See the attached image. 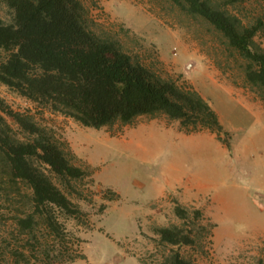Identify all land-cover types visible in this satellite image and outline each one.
Returning <instances> with one entry per match:
<instances>
[{"label":"rangeland","instance_id":"rangeland-1","mask_svg":"<svg viewBox=\"0 0 264 264\" xmlns=\"http://www.w3.org/2000/svg\"><path fill=\"white\" fill-rule=\"evenodd\" d=\"M80 1L90 33L156 76L196 90L218 115L230 148L208 131L185 134L164 114L85 127L0 83V100L30 114L72 164L91 174L72 182L77 193L70 194L42 165L82 211L77 220L53 205L44 209L59 235L36 212L25 183L1 181L0 264H159L173 251L195 264H264V100L245 82L247 61L209 22L169 0ZM205 1L245 26L258 25L255 41L264 48V0ZM0 18L12 23L1 1ZM66 44L95 47L88 36ZM7 56L0 48V63ZM178 204L189 219L176 217ZM172 226L194 232V243H162L157 229Z\"/></svg>","mask_w":264,"mask_h":264},{"label":"trees","instance_id":"trees-1","mask_svg":"<svg viewBox=\"0 0 264 264\" xmlns=\"http://www.w3.org/2000/svg\"><path fill=\"white\" fill-rule=\"evenodd\" d=\"M0 1L12 14L10 24L0 18V48L8 53L0 63L3 85L85 127L126 125L140 116L164 114L179 121L185 134L208 131L230 148L221 138L224 128L218 115L196 90L182 89L156 76L113 42L90 33L80 0ZM169 1L202 17L225 37L247 61L246 84L264 100V48L255 41L258 25L245 26L237 16L205 0ZM242 1L227 0L229 4ZM77 36L90 37L94 49L86 51L66 44ZM7 118L16 123L19 132ZM42 165L70 194L77 193L72 182L91 177L87 170L70 162L30 114L16 112L0 100V182L8 181L11 187L25 183L32 191L36 212L45 217L48 229L59 235L57 220L44 209L53 205L77 220L82 211L51 181ZM174 212L180 220L189 219L190 210L179 204ZM193 213L202 217L200 210ZM157 234L162 243L171 245H192L195 241L194 232L179 226L159 228ZM159 264L195 263L173 251Z\"/></svg>","mask_w":264,"mask_h":264}]
</instances>
